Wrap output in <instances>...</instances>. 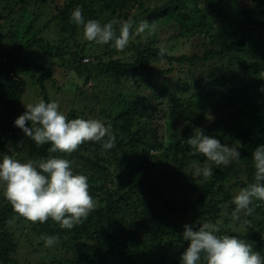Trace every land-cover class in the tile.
I'll return each mask as SVG.
<instances>
[{
    "label": "trees",
    "instance_id": "trees-1",
    "mask_svg": "<svg viewBox=\"0 0 264 264\" xmlns=\"http://www.w3.org/2000/svg\"><path fill=\"white\" fill-rule=\"evenodd\" d=\"M222 1L227 7L232 0ZM242 1L237 40L224 42L221 51L208 46L203 55H173L169 52L187 50L197 35L209 36L211 44L218 41L214 25L226 9L219 7V0H0V40L7 37L6 30L14 39L10 49L0 48V163L18 146L26 152L27 161L50 155L67 159L74 174L88 178L96 205L82 224L64 229L51 218L44 223L26 220L3 197L0 264L21 263L13 220L44 248L49 246L42 236H54L64 244L65 257L41 264H181L189 244L181 229L193 221L215 225L216 235L244 240L264 257V202L254 200L247 223L241 222L244 215L238 221L232 219L234 190L255 182L252 154L264 145V75L256 85L245 79L250 56L260 61L255 73H264V0ZM76 7L82 9L85 21L94 19L101 25L134 21L132 35L143 20L156 30L137 35L129 59L125 58L128 51H117L109 42L97 44L104 54L93 55L90 61L85 48L91 50L96 43L78 41L85 39L82 26L70 19ZM20 12L30 19L22 36L11 20ZM261 14L263 19H257ZM41 19L49 21L39 25ZM52 25L57 38L39 37ZM115 27L119 35L120 24ZM161 45L167 49L163 56L159 55ZM32 50L61 60L68 55L62 66H68L83 86L92 82L94 94L80 92L74 84L79 103L66 117L97 119L110 126L116 136L113 148L104 150L101 143L86 141L72 153H49L50 143L38 146L29 138L19 144L24 132L14 122L22 115L28 87L19 72L33 78V87L44 102H52L47 84L55 80L53 68L37 61ZM218 62L224 70L214 66ZM164 63L171 67L156 68ZM172 76L177 78L169 81ZM210 115L215 117L209 127L205 124ZM159 122L164 123V133ZM26 125L31 127L30 122ZM200 130L235 145L240 158L226 167L208 161L186 142ZM165 135L170 136L167 142L162 139ZM205 164L213 169L207 180L195 175L196 168ZM85 239L91 241L89 253L76 248ZM150 251L152 259L147 257ZM197 264H205L203 254Z\"/></svg>",
    "mask_w": 264,
    "mask_h": 264
},
{
    "label": "clouds",
    "instance_id": "clouds-1",
    "mask_svg": "<svg viewBox=\"0 0 264 264\" xmlns=\"http://www.w3.org/2000/svg\"><path fill=\"white\" fill-rule=\"evenodd\" d=\"M70 19L77 26H82L85 40L96 44L113 42L112 46L117 51H123L128 45L130 29L134 23L131 20L123 23L112 20L101 25L94 19L85 21L80 7L74 9ZM116 24H120L119 35ZM146 30L152 34L156 27L143 20L136 27L135 34L139 35ZM166 51L161 45L159 55L163 56ZM261 91H264V87ZM25 107L26 111L15 120V125L38 146L50 143L49 153H72L86 141L101 143L104 150L115 146L116 136L111 127H106L97 119L68 120L59 111L56 102L46 103L41 100ZM26 122H31V127L26 126ZM186 142L217 167H226L240 158L235 145L221 143L219 139L205 135L203 130L189 137ZM252 155L255 182L242 188L234 197V221L241 219V213L245 216L253 213L254 200L264 202V145L258 146ZM195 175L207 180L213 175V169L205 164L196 168ZM0 181L4 182V196L13 210L32 223H44L51 218L61 228L72 229L82 224L96 207L89 194L88 178L74 174L70 161L56 156L22 163L4 155L0 163ZM217 232L219 228L215 225L204 224L198 230L185 225L183 239L189 244L182 253L181 264H197L201 254L205 264H264V257L254 251L251 244L235 236H218L215 234ZM41 239L49 247L57 240L54 236H42Z\"/></svg>",
    "mask_w": 264,
    "mask_h": 264
},
{
    "label": "rangeland",
    "instance_id": "rangeland-1",
    "mask_svg": "<svg viewBox=\"0 0 264 264\" xmlns=\"http://www.w3.org/2000/svg\"><path fill=\"white\" fill-rule=\"evenodd\" d=\"M219 1H220L219 7L220 6L225 7V4H224L225 2L222 0H219ZM196 2L197 4H199L201 1H196ZM242 2H243L242 0H232L231 4L225 7L226 9L223 12V14L218 19H216L217 22L214 25V30L216 34L219 36L217 37L218 41L215 44H211V38H209V36L201 34V35L194 36L192 38L191 43L189 44L187 50L186 48L185 49L181 48L179 50L180 53H178L177 51H171L169 53L173 55H179V54H184V53L189 52L191 55L194 53L203 55L208 46L209 48H213L215 50L221 51L224 42H230L232 40H237V37L235 35L237 31L239 30L240 17L243 16L242 10H243L244 4ZM13 5L16 6V9H18V6H17L18 4H13ZM209 8L210 7L207 6L206 10H208ZM259 13H260L259 10H256L254 14L257 15ZM5 17H7V13H5ZM212 17L216 18V15L214 14ZM257 19H263V15L261 14L260 17ZM11 20L14 24H16V26H19L17 27L16 31L19 33L18 35L22 36L24 32V27L29 24L28 20L30 19L26 18V15L24 16L23 12H20L18 14H13L11 16ZM100 20L103 22L102 19ZM47 21H49V19H41L39 21V25H43ZM53 26L54 25H52V27L46 30L43 34L39 35V37L45 38L46 40H52V41L55 38H57V34H56L57 32ZM160 29L161 27H159V29L157 30V33L160 31ZM37 30H39V28H37ZM5 33L8 34L7 37L5 39L0 40V48L3 50L10 49L13 46L12 43L14 42V39L12 38V34L9 33L8 30H6ZM136 38H137V35L135 34V32H133V35L132 33L130 34L129 43L124 50V51H128L126 52L127 53V57H125L126 59L130 58V55L132 54V51L135 48V43H137ZM78 41L84 42L86 40H83L82 38H80ZM96 45L97 44L92 46L91 50L89 46L85 48V51H88L87 54H90V55H87L90 61L94 60L93 55L96 56V55L104 54V53H101V50L96 48ZM35 51L37 52V50H32L31 53L33 54ZM27 56H29L28 53H27ZM34 57L37 58V61H40L41 64H43L44 66L53 68L55 80L49 82L47 84V87L49 90V94L51 95L52 102L58 103L59 111L65 116H67L71 108L77 107L79 103L78 94L73 93L76 87V86L74 87V84L75 85L78 84L80 86V88H78L80 92H86L88 94L95 93V91L91 90L92 82L86 86L85 85L83 86L81 83L77 82L78 76L73 71H69L68 66L67 67L62 66L61 61H67L69 59L68 55L64 56V59L61 60V58L46 57L41 52H37V54L34 55ZM249 59H250V70L248 74L245 76V79H246V82H250L251 84L256 85L259 82L260 78L264 75V73L261 72V73L256 74L257 73L256 70H259V69L256 68L255 64L256 62H260V61L256 59L254 56H250ZM214 66H216L218 69L224 70V66L222 65V63L218 62L216 63V65L214 64ZM169 67L171 66H169L166 63L162 64V67L161 65L159 66L156 65V68L158 70L160 68L167 69ZM185 70H187V68H185ZM194 70L196 69L193 68L192 71ZM198 71L199 73H202L201 66L198 67ZM19 74L22 78H24L27 81V84H28L26 93L23 96L22 114H24V112L26 111L25 106L27 104H30V103L35 104V103L40 102L42 99L40 97L39 89L33 87V78L30 75H27L21 71L19 72ZM171 78L169 79V81H172L173 78L176 79L177 77L172 76ZM93 117L96 118V116H93ZM214 117L215 115L214 116L210 115L205 125L209 126L212 120L214 119ZM150 124L153 125L154 123L152 122ZM163 124H164L163 122H159L161 133H164V129H165ZM30 126H31V122H30ZM154 126L156 128V124H154ZM28 139L29 138L23 133L21 136V140L18 142L21 145L23 143H27ZM162 139L164 142H167L170 139V136L168 137V135H165ZM163 147L166 148L165 145ZM19 148L20 146H18V148L16 147V149L9 150L8 155L17 161H19L21 158L22 160H20V162L22 163L28 162L26 152L24 153V151L20 150ZM239 191L240 190L236 188L234 190V196H236L239 193ZM3 197H5L4 196V182L0 181V202H2ZM243 215L244 214L241 213V217H243ZM246 220H247V216L244 215L241 222H245ZM202 225L204 224L201 221H197L195 223L193 221L191 224H189V226L193 227V230L195 229L198 230V228ZM12 227L15 228L14 230L15 241L14 242L17 246L16 256L21 261L20 264L48 263L47 261H50L51 258H54L56 256H59V257L66 256L67 253H66V250L64 249L65 246L64 244L61 243L60 240H56L54 247L44 248L39 245L38 240L37 241L34 240L33 234L31 232H26L25 230L24 231L19 230V226L17 225L16 220H13ZM183 232H184V229L182 228L181 233H180L182 236H183ZM89 244H91L90 239L89 240L85 239L81 241L79 245L76 246V248L77 249L83 248V250L89 253V250H90V248L88 247ZM57 247L58 249H56ZM151 253L152 251H150V253L148 252L147 254V257H149V259H152Z\"/></svg>",
    "mask_w": 264,
    "mask_h": 264
},
{
    "label": "built area",
    "instance_id": "built-area-1",
    "mask_svg": "<svg viewBox=\"0 0 264 264\" xmlns=\"http://www.w3.org/2000/svg\"><path fill=\"white\" fill-rule=\"evenodd\" d=\"M84 61H85V62H88L89 60H88V59H85Z\"/></svg>",
    "mask_w": 264,
    "mask_h": 264
}]
</instances>
